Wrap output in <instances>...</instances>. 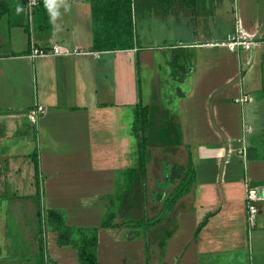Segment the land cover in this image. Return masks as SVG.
Here are the masks:
<instances>
[{
	"label": "crops",
	"instance_id": "obj_1",
	"mask_svg": "<svg viewBox=\"0 0 264 264\" xmlns=\"http://www.w3.org/2000/svg\"><path fill=\"white\" fill-rule=\"evenodd\" d=\"M117 1L96 3L108 26L101 41L120 38L126 1ZM93 2L38 0L29 13L27 0H0V201L10 202L0 264H40V202L70 226L97 228L98 264H264V0H131L126 49L99 48ZM238 23L251 49L223 45ZM55 45L82 53L32 57ZM244 94L252 100L236 103ZM139 105L149 109L146 137L184 149L195 167L188 193L165 211L182 179L161 165L152 187L149 163L137 170ZM250 188L260 197L253 222ZM43 237L47 264H81L57 231Z\"/></svg>",
	"mask_w": 264,
	"mask_h": 264
},
{
	"label": "trees",
	"instance_id": "obj_2",
	"mask_svg": "<svg viewBox=\"0 0 264 264\" xmlns=\"http://www.w3.org/2000/svg\"><path fill=\"white\" fill-rule=\"evenodd\" d=\"M126 1V11L122 8L121 17L115 18V26L117 35L120 36L119 39L113 41L111 38L109 40H100L103 36V33L107 30V25L103 24L104 20L101 17L99 9L95 11L96 3L98 5L103 4V0H94V33L95 40L97 41L99 48L104 49H126L133 48L135 45L134 38V27L131 18V0H118L117 3L121 4ZM126 12V20L125 14ZM112 34V33H111ZM102 36L100 38V36ZM114 37V36H113ZM122 38V40H121ZM111 40V41H110ZM100 42V43H99ZM138 122L139 127L143 131L142 136L140 135L139 148H138V169L142 172L146 171V166L152 159V153L148 149V137H146V129L148 126V114L149 109L146 106H138ZM35 168H36V179L38 186H41V180L39 179L40 175V165L37 154L34 155ZM195 180V167L192 161L191 155L189 154L187 164L185 165V171L183 179L180 184L175 188V190L167 197L165 201L164 211L167 208L172 207L181 197H183L191 188L192 183ZM40 198V197H39ZM41 200V199H40ZM163 211V212H164ZM163 212L160 215L163 216ZM159 217L155 219H150L149 222H157ZM39 217L42 223V236L40 237V254H39V263L47 264L46 260V246L44 242L43 233L47 229H52L58 232V243L61 245H73L79 252V258L81 264H98V230L96 227L91 228H82V227H73L67 224V218L64 211L59 209H44L41 202L39 207ZM211 215H207L203 222L200 223L197 232L208 222ZM110 219H113L109 217ZM107 226L115 225L112 224V221L107 219ZM134 222L127 220L125 223ZM125 223H120L123 225ZM140 225V223H136Z\"/></svg>",
	"mask_w": 264,
	"mask_h": 264
},
{
	"label": "rangeland",
	"instance_id": "obj_3",
	"mask_svg": "<svg viewBox=\"0 0 264 264\" xmlns=\"http://www.w3.org/2000/svg\"><path fill=\"white\" fill-rule=\"evenodd\" d=\"M163 86L166 87L167 84H165ZM161 93L164 96L163 97L164 104L168 103L167 99H168V95L171 94V91L164 89L163 91H161ZM173 99H174L173 101H175V97ZM168 106L171 107V104L168 105ZM147 144H148L149 152L152 153V159L149 162V165H150L149 166V172H148L149 173V177L147 175L148 181L150 180L149 181L150 182V186L151 185H152V187L155 186L154 178H155V180L158 177H159L158 179H162L163 178V176H162L163 170L161 168L162 167L161 165H174V166L176 165V167H175V170L177 171L176 174H179L180 180L183 179L184 167L187 164V161H186L187 154H186V151L184 149H181V148H179L177 146L176 147L175 146L174 147H169V146H166L165 144H159V143H157V139H152V138H148ZM165 169H166V167H165ZM166 171H168V169ZM159 184H160V186L164 187V185H166V182L162 181ZM153 191L154 190H150V192H153ZM149 195L154 196V193L153 194H149ZM137 197H139L138 192H136V194L134 193L133 200H134V202H136V203L138 202L139 203V200H138ZM9 203L10 202L5 203L3 201H0V210L3 211L6 208V206L9 205ZM22 207L23 206H21L20 208H22ZM111 209L115 210V211L117 210L116 207H111ZM25 219L27 220V218H25ZM106 219H108L109 221H115L116 220L114 218L110 219V218H107V217H104L101 220L103 221V220H106ZM126 220H129V219H126ZM132 221H134V220H132ZM7 252H8L7 249L4 247V244L2 243V235L0 234V255L6 256V254H8ZM22 257H23V254L20 255L21 259H19V260H22V261H26L27 260V259H23Z\"/></svg>",
	"mask_w": 264,
	"mask_h": 264
},
{
	"label": "built area",
	"instance_id": "obj_4",
	"mask_svg": "<svg viewBox=\"0 0 264 264\" xmlns=\"http://www.w3.org/2000/svg\"><path fill=\"white\" fill-rule=\"evenodd\" d=\"M38 4V0H27V10L29 13L32 12L33 8ZM256 41L244 32L240 24L238 23L237 31L235 35L227 42L223 43V45L227 46L231 51H238L240 48L251 49ZM82 53V50L77 48L69 49L66 47H61L59 45H55L51 50L34 48L32 50V57H39L48 54L54 55H68V54H77ZM252 100V97L249 95H240L236 98V103L243 104ZM45 108L41 105L32 109L30 111V118L33 121H37L40 116L44 113ZM245 149L242 150L244 152ZM260 199L258 191L255 188H250L247 193V207H248V216L250 221H254L255 217L258 213L257 201Z\"/></svg>",
	"mask_w": 264,
	"mask_h": 264
}]
</instances>
